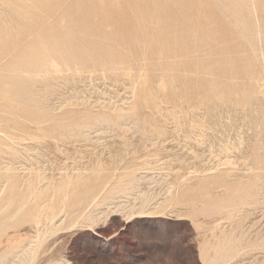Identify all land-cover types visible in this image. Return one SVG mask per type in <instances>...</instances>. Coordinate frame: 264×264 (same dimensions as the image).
Segmentation results:
<instances>
[{"label": "rangeland", "instance_id": "1", "mask_svg": "<svg viewBox=\"0 0 264 264\" xmlns=\"http://www.w3.org/2000/svg\"><path fill=\"white\" fill-rule=\"evenodd\" d=\"M12 1L43 19L0 77L64 34L118 58L0 82V264H264V0ZM166 26L189 51L158 54Z\"/></svg>", "mask_w": 264, "mask_h": 264}, {"label": "bare ground", "instance_id": "2", "mask_svg": "<svg viewBox=\"0 0 264 264\" xmlns=\"http://www.w3.org/2000/svg\"><path fill=\"white\" fill-rule=\"evenodd\" d=\"M0 2H2L3 4H6L7 6L6 10L0 11V57H1L5 53H9L17 49L19 44L23 42L25 38H28L31 35L35 34L36 27L40 25L43 18L36 15L33 11H31L30 8H24L18 5L16 2H13L12 0H0ZM38 3L40 7L47 8V11L52 10L54 8V6L51 5L50 0H41ZM36 11H37V8H36ZM160 11H162L163 13L167 12L165 9H162V7H159L157 10H155L152 15V20L155 23H158L161 19L158 16ZM169 16L171 15H169L168 13V17ZM31 20L33 22V25L29 26ZM147 33H148L147 34L148 36H153V35L157 36L156 37L157 39H159L158 36L164 37L163 42L161 43V47L159 49L157 47H154L155 50H157L158 54L161 56H166V55L169 56L172 54H176L175 52L177 51L176 49H178V47H181L180 49H184V51H189V48H190L189 46L187 47V46L179 44L180 37H177L176 35H174V30H172V27L170 26H166L160 29L152 28V29L147 30ZM36 34L38 35L40 33H36ZM93 44L95 43L92 41L84 42L81 48L84 52H80L78 48L75 49L68 43L67 35L64 34L61 37V39L57 41L55 46L54 45L46 46V44L43 46V43L41 42L40 45H35L31 47V49H29L25 53L24 56L20 54V56L17 59L15 58L16 60L12 62L11 66H9L13 74L6 78L0 77V82H3L4 84H9V86L12 87L13 89L12 91L9 92L8 99L12 101L14 99L25 98V96L27 95L28 90L23 86L25 80L22 78V75H24V73H27L32 76V75H37L38 73L43 72V71H48L50 69L57 70V71L60 69V68L58 69L59 66L57 64H55L54 62L52 63L50 62V59L47 57L49 55L53 58L58 59L59 62L64 63L65 66H68L71 69V68H76L82 65L83 54H85L86 52H89L90 50H94L97 52V57H99L98 59H96L97 61H100L104 57L106 58L110 66L116 65V59L118 58L116 53H114L113 51H110L106 47H98L96 44L93 46ZM32 106H33L32 103L26 105L25 107L26 111L27 112L33 111ZM83 185H85V189H86L84 198L87 199L95 193L96 186L86 185V184H83ZM4 186H2V189ZM66 189H67V182L63 183V185L59 187L57 191V195L61 196L62 193ZM29 193L40 197L39 194L36 193V191H33L31 189L29 190ZM143 207H144V202H142V208ZM56 209L57 207L54 204L46 207L44 211L42 209L40 210L35 209L34 211L26 215L25 220L27 222L35 224L36 226L43 227V225H46L47 223L52 221V217L54 216ZM138 217L139 216H136L133 219H136ZM30 252H31V249H30ZM26 253L28 254V252Z\"/></svg>", "mask_w": 264, "mask_h": 264}]
</instances>
